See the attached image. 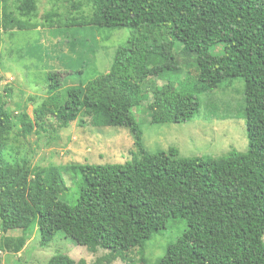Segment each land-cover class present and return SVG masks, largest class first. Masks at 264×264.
<instances>
[{
    "label": "trees",
    "instance_id": "trees-1",
    "mask_svg": "<svg viewBox=\"0 0 264 264\" xmlns=\"http://www.w3.org/2000/svg\"><path fill=\"white\" fill-rule=\"evenodd\" d=\"M1 1L3 30L36 29L30 21L36 0H17V15ZM69 1L81 7L80 0ZM83 1L89 12L70 17L67 30L128 27L132 34L115 49L109 70L87 82L63 88L59 71L49 70L50 95L32 116L25 109L14 113L0 98V231L22 232L0 238V252H13L12 264H21L17 255L37 229L43 247L62 231L91 252L104 249L94 264L116 258L124 264H264V0ZM56 16L48 10L42 24L52 28ZM68 42L77 55L71 57L83 59L77 47L86 50L87 43L74 35ZM177 48L194 67L183 79ZM236 78L243 81L244 152L180 157L171 146L147 150L134 113L143 101L150 122L183 124L198 114L199 93ZM73 121L128 128L131 159L34 164L28 137ZM78 176L71 204L62 197L72 194L68 183ZM178 217L185 229L150 262L146 242L167 233L169 220ZM137 252L136 263L131 255ZM46 264L88 263L56 253Z\"/></svg>",
    "mask_w": 264,
    "mask_h": 264
},
{
    "label": "rangeland",
    "instance_id": "rangeland-1",
    "mask_svg": "<svg viewBox=\"0 0 264 264\" xmlns=\"http://www.w3.org/2000/svg\"><path fill=\"white\" fill-rule=\"evenodd\" d=\"M80 1L81 7L75 8L73 2L69 0H36L37 8L30 17V21L38 24L36 29H14L10 33L1 27L3 2L0 0V98L7 101V106L14 113L25 109L32 116L33 110L50 95L45 81V75L49 70L59 71L63 88L87 82L98 72H107L115 49L132 34L128 27L90 29L72 26L68 29L70 31L66 32V22L70 17L83 12L88 13L90 10L89 4ZM17 4V0L5 2L7 9L16 15ZM50 9L57 13L51 24L52 28L42 24L45 13ZM71 34L88 45L86 50L82 46L77 47V52H82L83 59L71 57L74 54L68 50ZM217 49L219 50V47ZM215 51L216 49L213 52ZM174 53L183 70L180 79L189 72L193 74L192 62H185L190 57L180 48L174 49ZM67 54L70 57H67ZM188 80L194 79L190 77ZM158 83L161 84L163 81ZM242 91L243 81L236 78L204 94L199 93L201 107L198 114L183 124L150 122L147 103L143 101V105L135 108L134 113L143 131V141L147 150L150 152L166 150L171 146L178 150L180 157L201 155L216 157L226 154L231 148L244 152L247 137L245 119L242 115ZM56 131L42 132L39 137L38 135L28 137L26 144L34 164L122 163L132 157L133 137L126 127L100 128L91 125L81 127L73 121L66 128H59ZM79 179L80 176L75 178L73 184L68 183L72 194L62 197L71 204L78 195ZM168 226L167 233L154 234L146 242L144 255L150 262L164 255L166 245L185 229V222L178 217L170 219ZM21 234L20 229L5 233L0 231V238L17 237ZM260 239L264 242V233ZM39 240V231L35 229L21 253L17 255L21 264H46L56 253L67 254L75 260L84 259L88 264H94L98 257L106 255V251L101 248L97 252L89 251L86 246L77 244L62 231L55 234L47 247L40 246ZM11 255H14L13 252H0V264H8L7 260L12 264ZM138 255V252L131 255L135 257L136 263L140 259ZM13 260L16 261L15 258ZM109 264L124 262L116 258Z\"/></svg>",
    "mask_w": 264,
    "mask_h": 264
}]
</instances>
